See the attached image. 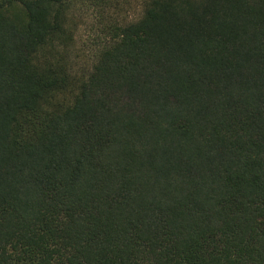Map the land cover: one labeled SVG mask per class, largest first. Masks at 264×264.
Masks as SVG:
<instances>
[{
	"label": "trees",
	"instance_id": "trees-1",
	"mask_svg": "<svg viewBox=\"0 0 264 264\" xmlns=\"http://www.w3.org/2000/svg\"><path fill=\"white\" fill-rule=\"evenodd\" d=\"M0 264H264V0H0Z\"/></svg>",
	"mask_w": 264,
	"mask_h": 264
},
{
	"label": "rangeland",
	"instance_id": "rangeland-1",
	"mask_svg": "<svg viewBox=\"0 0 264 264\" xmlns=\"http://www.w3.org/2000/svg\"><path fill=\"white\" fill-rule=\"evenodd\" d=\"M138 9L139 7L137 6V4L135 2H132L131 4H122L115 11H111L115 12L114 15L119 19L129 20L135 17V13ZM97 20L98 18H96L94 14L88 13L83 17L82 22L80 21V25L76 33V44L74 49L79 56L78 58H76V62L79 66H83L89 58V52H86L84 43L89 46L91 44V40L94 39L96 34L94 28Z\"/></svg>",
	"mask_w": 264,
	"mask_h": 264
}]
</instances>
